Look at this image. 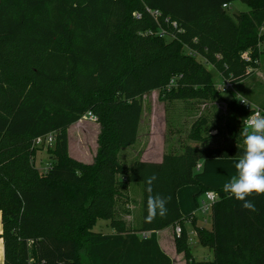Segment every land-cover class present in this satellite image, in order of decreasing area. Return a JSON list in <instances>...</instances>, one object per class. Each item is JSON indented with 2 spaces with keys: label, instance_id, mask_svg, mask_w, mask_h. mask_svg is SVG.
Wrapping results in <instances>:
<instances>
[{
  "label": "trees",
  "instance_id": "1",
  "mask_svg": "<svg viewBox=\"0 0 264 264\" xmlns=\"http://www.w3.org/2000/svg\"><path fill=\"white\" fill-rule=\"evenodd\" d=\"M233 1L0 0L2 264H172L157 237L171 225L182 229L175 247L186 264H264V195L248 197L253 212L223 187L214 189L210 228L184 215L177 200L186 185H199L198 195L211 190L195 178L200 160L243 154L235 127L231 145L211 143L196 123L189 137L199 146L184 144L158 162L121 160L122 149L137 141L144 94L159 89L163 101L225 97L207 64L234 84L259 66L264 0H240L249 10L230 14ZM248 49L250 61L242 57ZM236 99L230 92L229 107L243 125L249 111ZM88 112L97 117L98 146L84 163L70 154L68 128ZM52 133L51 145L36 144ZM43 148L45 170L35 165ZM130 184L141 193L132 227L116 214L121 188ZM149 195L168 198L167 214L151 222ZM99 220L113 232L95 231ZM188 220L212 260L193 257Z\"/></svg>",
  "mask_w": 264,
  "mask_h": 264
},
{
  "label": "rangeland",
  "instance_id": "2",
  "mask_svg": "<svg viewBox=\"0 0 264 264\" xmlns=\"http://www.w3.org/2000/svg\"><path fill=\"white\" fill-rule=\"evenodd\" d=\"M248 10L249 6L240 0L233 1L228 8L230 14ZM262 49L264 50V44L262 45ZM206 66L212 72L214 84L219 85L222 82L220 74L212 65L207 64ZM234 85L237 93L246 96L248 101L258 106H264V53H261L258 69L252 70L250 75ZM224 96L226 98L220 96L218 93H213L208 97V99L191 98L187 100L161 101L157 98V93L152 92L144 98V101L146 111L148 112H151V109L154 106L157 107L159 113V125L162 124V118L165 119V123H171L169 124L170 129L176 133L174 137H179L178 140L181 139L180 141H186L188 134L195 131V127H197L196 123H198V126H204L203 132L208 136L207 138L211 143L218 145H231L235 143L232 135L234 127L237 129L238 133H240V129L243 125L237 118L232 108L229 107V93H224ZM203 120L206 121L204 124L202 123ZM148 121L149 120L146 118L143 130L142 126L140 127V136L142 132L143 137L140 139V142L139 137L137 143L134 144V146H136L139 142L137 146L138 149H141L146 142L144 134L147 131ZM96 123L97 120L93 121L89 118H83L78 123L71 125L68 128L69 149L72 157L83 162H92L98 146L97 136L99 130ZM168 137L169 135L166 136V144H168L169 141L167 140ZM188 144L196 146L201 145V143L197 140L190 141ZM129 147L122 149L121 160L126 164L131 165L133 161L129 158V151L127 150ZM35 165L41 170H45L48 167L49 155L46 148L37 152ZM121 191L123 192V195L128 193L124 188H121ZM204 199L205 196L203 195L201 196L200 201L202 202ZM136 207L137 203L133 202V199H127L125 196H122L117 200L116 204L117 218L123 219L127 226L132 227L139 218ZM198 213L199 215L204 216V219L207 221V223H203L204 226L210 228L212 224L211 212L209 211L208 213L203 214L199 210ZM108 223L109 222L107 221L99 220L94 227V230L102 232L113 231V229L109 227ZM188 230H191L190 225H188ZM162 235L164 234H161V236ZM191 237V245L195 259L212 260L214 258L213 251L197 243L196 234ZM170 254L172 258H175V252L171 251ZM3 259L4 250L1 249V264L3 263ZM175 264H178L177 260H175Z\"/></svg>",
  "mask_w": 264,
  "mask_h": 264
},
{
  "label": "crops",
  "instance_id": "3",
  "mask_svg": "<svg viewBox=\"0 0 264 264\" xmlns=\"http://www.w3.org/2000/svg\"><path fill=\"white\" fill-rule=\"evenodd\" d=\"M260 31H261V33H264V26L261 27ZM263 44H264V42L260 44L261 48H262ZM260 57H261V55H260ZM259 63H260V59H259ZM258 67L256 69H258ZM256 69H254V70H256ZM152 92L157 93V98L159 100H161L159 97L160 96V90L159 89H154V90L144 94V96H143L142 117H141V122L139 125V133H138L137 140L140 137L139 138V142H140V139L143 137L142 132H141V136H140V127L142 126V130L144 129V127H145L144 123H145V120L147 118L149 121H148L147 131L144 134L146 142L143 145V147H141V149H138V147H137L139 142L136 146L131 145L134 147H129V149H127L129 151V158L132 161L134 160V158L139 157L141 160L158 162V161L162 160L165 152L170 151V150L176 151V152H181L182 146L184 144H188V142L193 141L189 137V134H188V138L186 139V141L184 140V142L180 141L181 139L178 140V138H179L178 136L174 137V135L176 133L170 129L169 124H171V123L170 122L165 123L164 118H162V124L159 125V113H158V109L156 106H154L151 109V112L146 111L144 98ZM161 101H163V100H161ZM149 113H150V115H149ZM78 122H76V123H78ZM76 123H74V124H76ZM74 124H72V125H74ZM96 126L99 130V124L98 123H96ZM167 127H168V129H167ZM168 135H169V137L167 140H169V141H168V144H166V136H168ZM136 143H137V141H136ZM69 151H70V149H69ZM96 152H97V150H96ZM77 160H79V159H77ZM237 160H238V158H222V157L202 159L197 164L199 167L196 166V168L194 170L195 178L199 181V183L209 187L211 190L221 188V187H223L225 182H227L233 175H235V173H236L235 163ZM81 162H83V161H81ZM84 163H90V162H84ZM126 190L128 193H125V197L127 199L131 198V199H133V202L137 203L136 208H137V212L139 214L138 203L140 201V194H141L140 193V186L136 185V184H130L126 188ZM199 192H200L199 185H186V186L179 188L177 190L176 195H177V200H178L181 212L186 216L187 215H194L196 218V225L204 226L203 223L204 222L207 223V221H206V219H204V216L199 215V213H198L199 212V205L201 203L200 198L204 194L198 195ZM188 225L191 226V230H188ZM185 226H186L188 233L190 235V245H191V242H192L191 236H193V235L195 236L194 227H193L190 220L187 221ZM174 228L175 227L171 225V226H168V227L158 231L157 232L158 242H159L161 248L163 249V251L167 255H169L170 257H171L170 252L171 251L175 252V258L171 257V259L173 261L172 264H175V260H177L178 264H186V259H185L184 254L178 253L176 251L175 238H174L175 237L174 236V234H175ZM2 231H3V224H2V221L0 219V235H1ZM111 232H113V231L104 232V233H111ZM161 234H164V235L161 236ZM172 236H173V238H172ZM1 240H2V243H1ZM196 240H197V238H196ZM196 242L199 243L198 240ZM1 249L4 250V242H3V239L0 237V254H1ZM191 253H192L193 257L195 258L193 250H192V245H191ZM3 261H4V259H3ZM0 264H1V260H0Z\"/></svg>",
  "mask_w": 264,
  "mask_h": 264
},
{
  "label": "clouds",
  "instance_id": "4",
  "mask_svg": "<svg viewBox=\"0 0 264 264\" xmlns=\"http://www.w3.org/2000/svg\"><path fill=\"white\" fill-rule=\"evenodd\" d=\"M244 105H249L246 96L240 94L236 99ZM240 134L244 140V152L235 163L236 173L223 185L224 193L236 200L243 201L242 207L256 211L254 203L248 197L253 194L264 195V114L260 110L244 119ZM156 176L146 180L147 191L151 193L152 184ZM168 198L159 195H149L147 200L146 221L151 222L157 215L163 217L167 214Z\"/></svg>",
  "mask_w": 264,
  "mask_h": 264
},
{
  "label": "built area",
  "instance_id": "5",
  "mask_svg": "<svg viewBox=\"0 0 264 264\" xmlns=\"http://www.w3.org/2000/svg\"><path fill=\"white\" fill-rule=\"evenodd\" d=\"M224 6H227V4H224ZM155 14H157V12H155ZM242 57L246 61H250L252 59L251 50L248 49V50L244 51L242 53ZM216 87L222 93L235 92L237 99L240 98V94L237 93L234 83L229 78H222V82L219 85H216ZM239 103L243 107H245V109L247 111H249V115L251 114V111L255 112L256 110H260L262 112V114H264V108L263 107L258 106V105L254 104V103H251L250 101H249V105H244L241 102H239ZM83 118H89L90 120H93V121L97 120V117L95 115H93L91 112L86 113L83 116ZM54 136L55 135L52 133V134L47 135L46 137H40V138H38L36 140V144L39 145V146L40 145H44V146L51 145L53 143ZM197 167H199V166L197 165ZM204 196H205V199L200 203L199 210L201 211V213L206 214L209 211L211 212L213 204L218 199V193L215 190H207V191L204 192ZM181 230L182 229H181L180 226H176L174 228V233L179 235L181 233Z\"/></svg>",
  "mask_w": 264,
  "mask_h": 264
}]
</instances>
